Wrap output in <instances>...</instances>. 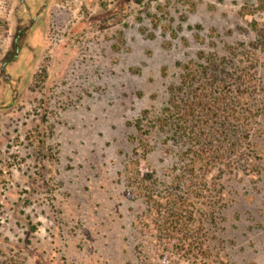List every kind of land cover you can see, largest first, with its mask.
Returning <instances> with one entry per match:
<instances>
[{
  "label": "rangeland",
  "instance_id": "1",
  "mask_svg": "<svg viewBox=\"0 0 264 264\" xmlns=\"http://www.w3.org/2000/svg\"><path fill=\"white\" fill-rule=\"evenodd\" d=\"M253 22L264 0H0V264H264V53L229 166L185 173L152 128L185 67L248 65Z\"/></svg>",
  "mask_w": 264,
  "mask_h": 264
},
{
  "label": "trees",
  "instance_id": "2",
  "mask_svg": "<svg viewBox=\"0 0 264 264\" xmlns=\"http://www.w3.org/2000/svg\"><path fill=\"white\" fill-rule=\"evenodd\" d=\"M257 24L253 22L251 25L257 38L247 56V66L238 69L234 76L217 73L210 61L205 67H185L178 88L171 92L169 106L152 127L161 133L169 132L170 140L175 144H187L184 158L189 160V165L185 173L194 174L201 168L224 160V165H230L227 162L230 157L228 154L237 149V123L241 119L236 116V108L250 98L247 95L253 86L250 69L257 64L258 55L264 53V29H259ZM212 70L216 73L211 74ZM230 81H233L231 85ZM227 86L234 88L226 90ZM143 135L148 137L151 131ZM148 199L154 208L159 205L152 198ZM167 200L169 208L164 207L165 212L158 208L160 230L168 247L175 246L183 250L188 238L185 224L188 204L186 199L177 195Z\"/></svg>",
  "mask_w": 264,
  "mask_h": 264
},
{
  "label": "flooded vegetation",
  "instance_id": "3",
  "mask_svg": "<svg viewBox=\"0 0 264 264\" xmlns=\"http://www.w3.org/2000/svg\"><path fill=\"white\" fill-rule=\"evenodd\" d=\"M18 37L16 38V40H18L19 38H20V36L19 35H17ZM20 41V40H19ZM15 44V46H16V43H14Z\"/></svg>",
  "mask_w": 264,
  "mask_h": 264
}]
</instances>
